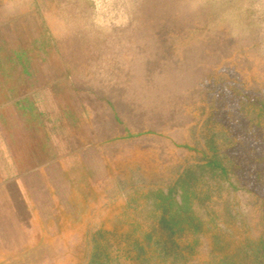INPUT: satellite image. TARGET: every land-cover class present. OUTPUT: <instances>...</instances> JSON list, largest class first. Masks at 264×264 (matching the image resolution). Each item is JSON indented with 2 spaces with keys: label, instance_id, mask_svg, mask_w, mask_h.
<instances>
[{
  "label": "rangeland",
  "instance_id": "374dc122",
  "mask_svg": "<svg viewBox=\"0 0 264 264\" xmlns=\"http://www.w3.org/2000/svg\"><path fill=\"white\" fill-rule=\"evenodd\" d=\"M127 56H227L211 85L235 118L202 141L200 165L146 137L81 155L65 105L118 79ZM4 146L22 170L0 171V187L42 254L66 251L56 264H264V0H0V166Z\"/></svg>",
  "mask_w": 264,
  "mask_h": 264
},
{
  "label": "crops",
  "instance_id": "0c3cea01",
  "mask_svg": "<svg viewBox=\"0 0 264 264\" xmlns=\"http://www.w3.org/2000/svg\"><path fill=\"white\" fill-rule=\"evenodd\" d=\"M3 12H6L7 20L9 12ZM219 28L228 30L226 23ZM238 30L241 37L250 36V30L243 27ZM55 53L54 56H61ZM127 57L130 62L128 68L116 70L118 79L97 81L94 89L86 92L79 102L65 105L66 109H75L74 114L73 111L66 112L63 121L71 126L69 130L76 129L80 132L85 144L81 155L89 146H108L146 137L159 139L182 154L187 152L193 159L197 157V164L200 165L201 156L207 157L205 151L202 152V141L213 143L217 141L218 134L225 140L222 125L231 124L235 118L229 97L224 96L218 100L216 86L211 85L218 60L227 56ZM137 60L141 62L140 68H137ZM237 116L239 117L238 114ZM46 146L49 147V144ZM3 149L1 154L6 160L1 161V173L9 170L20 172L21 164H12L10 160L8 162V157L12 154L6 146ZM208 156L209 165L218 166L222 171L227 170L225 164L216 159L211 160V157L217 156L216 153L210 154L209 151ZM183 161L176 162V165L181 166V172H184ZM84 174L86 175V171ZM82 179L88 178L84 176ZM4 184L1 183L0 187L1 190L4 189V193L0 192V264H56L57 258L59 259L57 254H65L66 251L57 248L52 251L48 248L47 251L46 248L42 254L39 240L37 243L31 239L30 226L22 223L14 203L10 205L8 184ZM16 187L21 195L25 194L23 181L18 180ZM64 188L71 191L72 182H64ZM165 188L174 186L166 185ZM161 193L167 196L166 191ZM61 196L64 197V205L73 204L71 194L67 195L65 191ZM24 201L23 199V204L26 205ZM81 203L87 202L84 200ZM39 233L37 230L38 239ZM144 235L152 236V233Z\"/></svg>",
  "mask_w": 264,
  "mask_h": 264
},
{
  "label": "trees",
  "instance_id": "16d2710c",
  "mask_svg": "<svg viewBox=\"0 0 264 264\" xmlns=\"http://www.w3.org/2000/svg\"><path fill=\"white\" fill-rule=\"evenodd\" d=\"M176 204H178V203H176ZM170 222L171 223H168V224H169V227L172 228V229H174V227H181L182 226L181 223H180V220L178 221L177 219L172 218V219H170ZM190 225H192V226H194L196 228L198 227V225L195 224L194 222H190ZM173 232H174V230H173Z\"/></svg>",
  "mask_w": 264,
  "mask_h": 264
}]
</instances>
